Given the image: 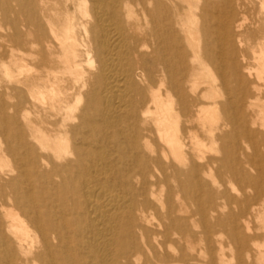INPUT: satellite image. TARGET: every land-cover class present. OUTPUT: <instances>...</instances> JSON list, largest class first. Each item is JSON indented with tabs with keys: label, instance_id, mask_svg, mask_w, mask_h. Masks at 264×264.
<instances>
[{
	"label": "bare ground",
	"instance_id": "1",
	"mask_svg": "<svg viewBox=\"0 0 264 264\" xmlns=\"http://www.w3.org/2000/svg\"><path fill=\"white\" fill-rule=\"evenodd\" d=\"M247 1L0 0V264H264Z\"/></svg>",
	"mask_w": 264,
	"mask_h": 264
},
{
	"label": "rangeland",
	"instance_id": "2",
	"mask_svg": "<svg viewBox=\"0 0 264 264\" xmlns=\"http://www.w3.org/2000/svg\"><path fill=\"white\" fill-rule=\"evenodd\" d=\"M247 5V14L250 20H253V25L249 27L247 34L244 36L243 39V52L247 57V60L251 66H254L255 63L253 62V50L258 49V43L263 41L264 38V12L260 11L259 9V0H248ZM258 20V21H257ZM261 32V33H260ZM259 86L262 85V82L258 84ZM263 106L264 104V94L261 99V102L259 103ZM239 138V143L242 145V147L247 151V153L252 154L255 152V149L249 145V143L243 139ZM257 151L264 153V144L258 143L256 147ZM233 188V190H230V195H238V191L240 190V187L237 183H233V186H230ZM236 188V189H235ZM232 191V192H231ZM236 191V192H235ZM248 195L252 194V191L249 190ZM241 192L239 191L240 196ZM233 209V208H232ZM262 213H259L256 216L250 217V225L257 231H261L262 227ZM228 240V239H227ZM258 243L262 244L264 243V237L261 235L258 239ZM263 241V242H262ZM227 260L230 263L236 262V257L233 252H231L230 249L227 248Z\"/></svg>",
	"mask_w": 264,
	"mask_h": 264
}]
</instances>
